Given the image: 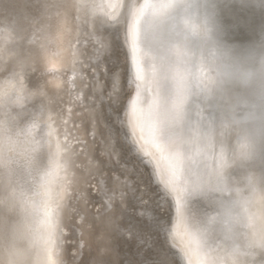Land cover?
Instances as JSON below:
<instances>
[{"label":"bare ground","instance_id":"1","mask_svg":"<svg viewBox=\"0 0 264 264\" xmlns=\"http://www.w3.org/2000/svg\"><path fill=\"white\" fill-rule=\"evenodd\" d=\"M252 1L260 6L263 17V33L258 44L248 42L241 48H231L222 39L221 17L230 8L242 5L237 0H147L156 7L146 9L139 19V24L134 13L145 0H127L134 7H130L126 12L120 9L115 20L109 21L95 32L91 43L88 39L82 41L81 47L85 55L81 59L90 66L99 65L95 78L106 86L102 89L105 98L111 91V81L107 77L119 75L123 103L127 97L128 82L132 84V92L127 102V121H124L122 131L128 132L134 144L129 142L130 138L129 141H125L123 136H120L115 140L113 150L109 154L101 133L104 123L114 122L115 115L111 120L108 119L107 99L102 108L105 119L98 125L97 135L93 137L90 134L91 121L86 116L74 114L81 111L79 107L74 108L71 117H67L66 110L71 105L67 102L68 97H65V103L61 107L65 109L69 122L62 131L68 136L69 144L78 152L82 147H86L87 153L76 158V163L82 165L80 169H70L66 174L60 173L63 181L58 186V191L69 209L64 213V235L58 244V258L61 264H98L101 259L104 264H129L130 261L133 264L136 262L180 264L175 251L178 252L182 264H189L186 251L195 246L192 241L193 233L188 225L180 220L178 208L181 201L178 199L177 191L168 183L173 164L172 155L162 135L163 125L157 118L161 110V100L159 89L153 82L155 74L146 68L160 57L172 60L170 46H183L187 50L179 55L176 64V68L185 78L187 88L186 120L194 118L195 107L199 104L214 131L223 124L228 125L224 135L215 138V142L225 150V152L215 150V153H221L224 162L228 160L229 166L225 170L228 183H243L250 173L258 175L264 181V95H261L258 82L254 79L247 86H241L236 79H227L219 86H212L215 77L208 62L203 59L207 57L212 47L230 48L232 56L238 60L242 70H256L259 58L264 56V2L248 0ZM8 7V0L0 3V11ZM121 13L124 14V20L118 22L121 20ZM79 15L74 13L75 17ZM189 20L197 24L206 20L209 25L207 38L189 35L187 31L189 27L195 30V25H190ZM77 22L82 21L78 19ZM122 23L127 24V59L121 52L123 43L124 48L126 47ZM130 28H138L141 31L140 69L143 80L137 79ZM96 41L108 45L99 60L95 59L96 49L100 47ZM144 51L147 53L145 60ZM126 68L127 70L129 68L131 75L129 79L126 76ZM54 75L55 73L45 72V76L41 77L39 71L29 72L25 82L30 88H34L42 83L43 79L51 80ZM81 75L89 81L93 80L92 67L83 70ZM60 78L75 79L79 83V78L70 72L66 76L61 75ZM86 91L91 95V89ZM81 95L83 98V94ZM122 113L121 106L120 112L117 113L120 118ZM74 125L80 127L76 128ZM132 125H135L134 135ZM116 128L121 131L120 125H116ZM64 135L60 137L61 140L64 139ZM76 136L83 138L86 144L84 146L75 144L73 137ZM243 142L248 145L247 159L236 155L237 145ZM215 153L214 158L220 159L221 157L215 156ZM89 170L93 173L94 179L90 180L88 186L77 185L73 179V172L79 178ZM113 189L116 190L113 213L119 218L123 211L126 225L135 227L132 235L128 234L127 226L121 234L114 235L111 251L101 256V245L97 242L101 225L96 216L98 210L103 211L105 207V190L111 195ZM121 191L125 193L123 202L119 195ZM166 195H170L175 201L173 211L167 206ZM194 206L197 209L205 207L201 201H195ZM72 208L75 211H70ZM137 228L142 230L143 235L140 237L135 235ZM36 238L40 241L38 231ZM81 241L84 242L83 248H80ZM192 261H195V257Z\"/></svg>","mask_w":264,"mask_h":264},{"label":"snow or ice","instance_id":"2","mask_svg":"<svg viewBox=\"0 0 264 264\" xmlns=\"http://www.w3.org/2000/svg\"><path fill=\"white\" fill-rule=\"evenodd\" d=\"M0 3H4V0H0ZM8 5L7 9L0 11V108L9 110L7 116L10 130L7 141L10 153L8 168L12 184L11 198L37 217L44 264H61L58 244L64 235V213L69 209L58 191V186L63 181L60 173L66 174L70 169H80L82 165L76 163V158L87 153L86 147L78 152L69 144L68 136L64 135L62 129L69 120L61 105L65 103V97H68L67 102L71 107L66 110L67 117H71L74 108L79 107L81 111L74 114L86 116L91 121L90 134L96 137L98 125L105 119L102 108L107 99L108 119L111 120L115 115V121L104 123L101 134L104 136L105 149L111 154L114 142L120 136L129 141L128 134L122 131L124 121L117 114L123 104L119 75L107 77L111 81V91L105 98L102 89L106 86L95 78L99 65L90 66L81 59L85 55L81 44L85 39L91 43L95 32L109 21L115 20L120 9L126 12L134 5H130L127 0H8ZM155 7L156 5L145 0L134 13L137 24L146 9ZM74 13L80 14L79 17H75ZM120 15L121 20L118 22H123L124 14ZM78 19L82 22H77ZM129 31L137 79L143 80L140 69L141 31L138 28H130ZM96 43L100 44L95 55V59L99 60L108 45L100 41ZM146 56L144 51V60ZM176 64L177 61L160 57L158 61L153 60L150 66L145 67L155 74L153 82L159 89L161 110L157 118L163 125L162 135L171 150L173 161L168 183L177 191L181 201L178 208L179 218L185 223L184 209L190 166L195 164L206 167L211 158L212 166L216 167L218 164L222 165L224 160L222 154L215 153L214 145L202 134L203 121L186 120L187 88L185 78L176 68ZM89 67H92L91 81L81 75ZM38 71L41 77L45 76V72L55 75L51 80L45 78L42 83L30 88L25 82L26 78L29 72ZM69 72L79 78V83L71 78L61 80V75L66 76ZM87 89H91V95ZM116 125L121 126V131L117 130ZM74 127L79 128L80 125ZM134 129L135 125H132L133 135ZM62 135L63 140L60 139ZM73 139L75 144H86L80 136ZM214 153L221 158H214ZM16 159L22 161L21 166H13L12 161ZM73 179L77 185L88 186L94 176L91 170L79 178L73 172ZM119 195L123 202L125 193L121 191ZM115 199V189L111 195L105 190V207L103 211L98 210L96 216L101 225L100 235L97 237V242L101 245V256L111 251L114 235L121 234L126 226L128 234L132 235L135 227L126 225L123 211L119 218L113 213ZM0 204L6 205L7 202ZM80 234L83 235V232ZM135 235H143L142 230L137 228ZM192 241L195 246L186 251L189 264L193 257L203 259L200 239L192 234ZM83 247L84 242L81 241L80 248ZM98 264H104V261L101 259ZM129 264L133 262L130 261Z\"/></svg>","mask_w":264,"mask_h":264},{"label":"clouds","instance_id":"3","mask_svg":"<svg viewBox=\"0 0 264 264\" xmlns=\"http://www.w3.org/2000/svg\"><path fill=\"white\" fill-rule=\"evenodd\" d=\"M190 25H195V30L189 27V35L207 38L209 25L206 20L199 24L190 21ZM169 51L172 61L176 62L187 50L183 46H170ZM203 59L214 74L212 86H219L227 79H236L241 86H247L255 79L261 95H264V56L259 58L255 71L242 70L230 48L212 47ZM8 111L0 108V202H7L6 205L0 204L3 209L0 211V264H44L42 245L36 238L37 217L11 198ZM193 120H202L201 132L207 141L217 152H225L215 138L223 136L228 125L223 124L214 131L199 104L195 107ZM236 155L248 158L246 142L237 145ZM12 163L14 167L22 165L20 159ZM228 166L226 159L222 165L213 167L211 158L206 167L190 166L185 223L200 239L203 254L202 260L195 259L191 264H264V181L250 173L243 183L229 184L225 177ZM195 201L203 202L205 207L197 209Z\"/></svg>","mask_w":264,"mask_h":264},{"label":"rangeland","instance_id":"4","mask_svg":"<svg viewBox=\"0 0 264 264\" xmlns=\"http://www.w3.org/2000/svg\"><path fill=\"white\" fill-rule=\"evenodd\" d=\"M254 2L255 1L245 2L246 5L244 3H242V5L240 4L239 6L230 8L225 13H223V15L221 17L222 39H223L224 42L226 41L225 43L229 47H231V48H241L245 44H247L248 42H251L252 44H258L259 38H260V36L263 33V27H262V19H263V17H262V11H261L260 6L257 5L256 2L255 3ZM250 10H252L251 11L252 13L248 12ZM233 11H234V13H233ZM229 15H230V17H229ZM246 19L247 20L251 19V20L247 21ZM231 20H232V22H231ZM228 29H229V31H228ZM232 33H233V35H232ZM237 36H238V38H236Z\"/></svg>","mask_w":264,"mask_h":264},{"label":"water","instance_id":"5","mask_svg":"<svg viewBox=\"0 0 264 264\" xmlns=\"http://www.w3.org/2000/svg\"><path fill=\"white\" fill-rule=\"evenodd\" d=\"M122 28H123V31H122V34L124 35V39H125V46L127 47V49H126V47L124 48V43H123V50L121 49V52H122V56H124L126 59H127V57H128V55H127V50H128V45H127V24L126 23H122ZM126 61V60H125ZM126 76H127V78L129 79V78H131V75H130V72H129V68H128V70H127V68H126ZM129 84H128V90H127V93H126V98H125V101H124V103L122 104V111H123V113H122V116H121V119L123 120V121H127V111H128V109H127V102L129 101V99L130 98H128L130 95H131V92H132V84H130V82H128ZM120 112V109H119V111H118V113ZM120 116V115H119ZM124 129V128H123ZM124 133V132H123ZM127 134H128V132H126ZM128 137L130 138V141H131V143L132 144H134L133 143V141H132V139H131V137H130V135L128 134ZM146 158L148 159L149 157H148V155L146 156ZM163 190H164V188H163ZM163 192H165V191H163ZM170 195H166L165 196V198H166V200H167V206L169 207V208H172V211H173V207H174V204H175V201L173 200V198H171V196L169 197ZM176 250V249H175ZM175 254H176V257H177V260H178V262L180 263V264H182V261L180 260V258H179V255H178V252H176L175 251Z\"/></svg>","mask_w":264,"mask_h":264}]
</instances>
